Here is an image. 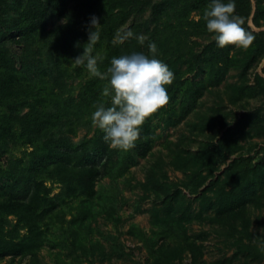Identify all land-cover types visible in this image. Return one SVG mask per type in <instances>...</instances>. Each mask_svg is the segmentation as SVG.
<instances>
[{
    "label": "rangeland",
    "instance_id": "374dc122",
    "mask_svg": "<svg viewBox=\"0 0 264 264\" xmlns=\"http://www.w3.org/2000/svg\"><path fill=\"white\" fill-rule=\"evenodd\" d=\"M12 4L5 1L2 24L20 22ZM155 4L161 10L158 21L152 12ZM256 4L261 9L258 26L251 21ZM250 5L246 26L253 42L246 49L232 47L219 70L211 57L217 47L203 19L209 6L196 8L191 0H127L122 13V6L113 7L114 37L121 29L131 30L133 37L157 29L155 58L173 62L168 68L179 79L167 91L168 105L151 118V149L141 158L131 150L112 148L109 170L96 180L92 201L81 204V196L65 199L44 220L36 254L4 257L0 264H264V95L257 77L264 78V35L259 34L264 31V0H250ZM49 7L42 18L46 40L25 47L23 41L2 39L16 68L20 63L29 67L19 78L29 103L60 93L61 98L74 97L93 77L86 64L75 65L73 58L64 63L69 75L65 88L52 86L45 63L49 53H56L51 51V32L65 18ZM90 25L91 20L82 21L73 37L71 53L76 57L88 43ZM101 44L94 46L93 56L101 58ZM101 81L103 91L108 81ZM191 82L203 86L194 103L183 97L192 93ZM174 92L179 96L172 100ZM94 111L86 112L77 126L59 119L54 134L74 144L90 138L98 129L92 124ZM13 131L15 144L12 140L0 145L1 165L4 158L23 157L31 149L26 131L16 126ZM125 157L126 168L118 173ZM44 183L51 194L59 190L55 182ZM7 218L14 222L13 216ZM190 241L198 249L194 259L185 246Z\"/></svg>",
    "mask_w": 264,
    "mask_h": 264
},
{
    "label": "trees",
    "instance_id": "16d2710c",
    "mask_svg": "<svg viewBox=\"0 0 264 264\" xmlns=\"http://www.w3.org/2000/svg\"><path fill=\"white\" fill-rule=\"evenodd\" d=\"M5 1L0 0V15L4 12ZM103 1L101 3L98 0H82L77 3L80 6H77V4L74 5V0H13L12 7L19 12L22 23L13 20L12 24H2L3 21L0 19V145H6L12 140L15 144L16 135L13 128L16 126L17 129L26 131L31 146V149L25 152V156L4 158L2 165L0 164V259L35 255L42 243L44 220L49 218L60 204L65 203V199L81 196L82 199L79 203H90L96 193L94 188L96 180L105 176L109 170L110 161L108 159L112 151V148L103 139L104 133L99 129H96L90 138L75 144L66 137H57L53 131L59 119L63 118L77 126L86 112L96 110V106L101 103L106 107L111 106L110 98L102 95L101 79L98 77L87 78L81 86L79 94L74 97L69 95L61 98L60 93L46 101L37 97L34 103H29L23 98L24 93L20 90L24 89H21L19 84L20 74H26L29 67L20 63V67L16 68L15 63L6 53L2 39L10 37L14 43L23 41L25 47L30 46V43H36L35 46H37L39 40H46L43 38L44 27L42 25L46 6L49 5V9L57 16H63L65 22L55 27L51 32L54 38L51 42V51L56 53H49L45 63L49 66L47 73L53 83L52 86L56 85L62 90L67 83L65 79L69 76L64 63L76 58L71 53L74 50L71 47L73 37L82 21L92 20L93 17L99 18V13L102 11L100 9L105 3V14L102 19H98L100 39L96 47L104 43L101 59L97 62L99 70L103 72L110 66L114 57L143 53L150 58L151 53L147 45L149 42L158 45L160 35L157 38V29L154 28V32L146 36L148 39L143 46L139 44L136 37L127 40L126 45L113 44V26L116 24L115 18H113L114 14L112 15L113 7L122 6L120 11L122 13L127 0ZM211 2L212 0H191L193 7L196 8H201L202 5L208 7ZM223 2L226 3L227 0H223ZM235 4L236 14L245 19L243 26L248 30L246 22L251 12L250 0H235ZM203 6L202 9H204ZM160 11L157 4L153 5L152 12L155 13L157 21L161 18L156 15ZM258 12H261V9L259 10L256 4L251 16V21L256 26L259 25L257 22ZM259 34L264 35V31H260ZM212 42L217 47V54H212L211 57L215 58L213 61L218 65L217 70L223 69L221 63L227 59L228 51L233 46L219 48L214 39ZM261 46L264 52V41ZM37 53V58H39V51ZM194 57L199 61L197 55ZM164 63L170 68L174 64L167 60H164ZM261 72L264 74V65ZM218 77L216 76L214 81ZM257 77L261 82L259 86L264 95V78L259 77L258 73ZM174 81H179V79L176 78ZM174 81L168 86L167 91L173 87ZM178 84L181 85L183 82H178ZM189 85L192 88V93H187V96L183 95V97L194 103L203 90V86L197 82H191ZM178 93L174 92L172 100L179 96ZM23 107L28 109L21 112ZM154 138L151 119H148L141 128L135 146L131 149L132 153L141 158L146 156ZM0 150L2 151V149ZM2 155L3 153L0 152V156ZM98 159L100 161L96 162ZM126 160L127 157L119 161L121 165L118 167V173L126 168ZM123 163L124 165H122ZM45 179L57 183L59 190L51 194L50 188L44 183ZM10 215L14 217L12 223L7 218ZM20 230H24V233L21 234ZM185 246L194 259L197 247L191 241Z\"/></svg>",
    "mask_w": 264,
    "mask_h": 264
},
{
    "label": "clouds",
    "instance_id": "9594fccd",
    "mask_svg": "<svg viewBox=\"0 0 264 264\" xmlns=\"http://www.w3.org/2000/svg\"><path fill=\"white\" fill-rule=\"evenodd\" d=\"M207 32L212 34L219 48L233 46L246 49L254 37L243 27L245 19L236 14L235 0H212L203 14ZM91 29H95L92 31ZM97 18L91 20L89 40L83 54L74 59L75 65H85L93 77L107 80L102 95L110 98L111 106L101 103L92 114V124L104 133L103 139L113 149L131 150L140 136L144 123L155 116L170 102L168 86L174 74L168 66L155 58L157 45L149 42L147 47L152 57L133 53L114 57L106 72H101L93 56L94 46L100 39ZM133 37L131 30L121 29L115 34L113 44H123ZM140 45L148 39L136 37Z\"/></svg>",
    "mask_w": 264,
    "mask_h": 264
}]
</instances>
